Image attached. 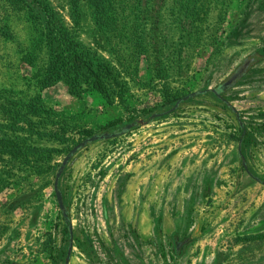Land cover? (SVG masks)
<instances>
[{
    "label": "rangeland",
    "instance_id": "1",
    "mask_svg": "<svg viewBox=\"0 0 264 264\" xmlns=\"http://www.w3.org/2000/svg\"><path fill=\"white\" fill-rule=\"evenodd\" d=\"M45 1L62 24L51 34L56 46L93 62L101 85L75 86L64 61L53 86L28 90L48 111L31 129L9 131L33 155L0 154V264H47L41 252L51 231L64 261L68 236L53 192L59 165L85 138L138 120L147 123L79 151L61 176L68 264H264V186L237 167L224 104L207 93L149 120L174 106L162 105L167 95L215 89L253 52L262 62L223 99L245 116L264 112V0H117V32L98 26L86 0ZM19 19L16 40L28 44L33 29ZM53 51L43 43L35 61L42 72ZM23 84L10 69L0 74V104L22 98ZM250 143L248 167L264 181V141Z\"/></svg>",
    "mask_w": 264,
    "mask_h": 264
},
{
    "label": "trees",
    "instance_id": "2",
    "mask_svg": "<svg viewBox=\"0 0 264 264\" xmlns=\"http://www.w3.org/2000/svg\"><path fill=\"white\" fill-rule=\"evenodd\" d=\"M86 2L95 14L96 23L100 28L117 32V20L120 16L117 0H86ZM0 4V74L5 76L9 69L12 70L17 78L24 81L23 85L27 88L26 91H18V94L23 95L22 98H18L16 101L7 99L0 104V120L4 122V124L0 123V154L8 155L14 159L27 158L36 152V148L23 144L25 142L23 138L16 137L17 141L11 139L9 131L20 133L25 129H31L34 126L32 118H40L48 111L47 106L40 101V95L28 94V90L43 91L47 87L53 86L61 74V70H64L63 66L70 63L72 71L68 81L77 82L75 86L79 85L80 80L84 83L90 82L93 87L101 85L100 71H95L97 66L94 68L93 62L86 61L85 57L81 58L71 55L65 50H59L55 43L56 38L51 34L58 25L62 26V24L56 21L54 15L49 12L45 0H0ZM19 18H23L33 29L28 44L16 40L17 33L14 31V22ZM114 38L117 40L116 37ZM132 39L138 50L137 54H139L144 48L140 40L141 37L135 33ZM117 41L119 44V40ZM43 43L51 45V49L54 50V58L50 62L51 67L42 72L35 61L40 56ZM8 44L12 47L11 50L6 48ZM64 46L65 44H63ZM64 61H68L67 64ZM44 72H47V76L44 75ZM2 92L10 95L15 94L12 88H3ZM177 101L167 95L162 105L175 104ZM118 123L119 120H115L105 128L114 127ZM18 125L23 126L19 127ZM121 129L122 127L107 133L118 132Z\"/></svg>",
    "mask_w": 264,
    "mask_h": 264
},
{
    "label": "flooded vegetation",
    "instance_id": "3",
    "mask_svg": "<svg viewBox=\"0 0 264 264\" xmlns=\"http://www.w3.org/2000/svg\"><path fill=\"white\" fill-rule=\"evenodd\" d=\"M256 54H257V52H253L249 56V58L244 62L243 66H241L240 68L236 69L235 72L228 78V80H226L225 82L220 84L217 88L195 92L194 96L189 97L186 100L182 101L179 104L178 107H180V105H182L183 103L196 98L197 96L204 95V94H207V93L213 94L218 101H220L222 104H224L226 109L233 116V121H234V124H235V126H231L230 135L233 136V140L236 143L235 156H236L237 167L239 166L241 171L244 172L250 179L254 180L255 182H257V183H259L261 185H263L264 181L260 180L256 176H254V174L250 171V169L248 167V160H247V157H246L247 156L246 150L250 147V144H251L250 140L252 138L254 139V137H257V139L264 141V112H261V113H257V112L249 113V115L245 116L244 113L237 111L234 107H232L229 103H227L223 99L224 94L227 91L231 90L235 86V84L237 83L238 80H240L244 76H246L247 72L249 71V69L254 67L253 65L259 64V63L262 62V60H260L259 62L256 61L257 60L256 59L257 58ZM191 94H193V93H191ZM188 95H190V94H188ZM188 95H186V96H188ZM186 96H183V97H186ZM182 98H180V99H182ZM180 99H178V100H180ZM177 108L175 110H177ZM159 114H161V113H159ZM124 126H126V125H124ZM129 131L125 132L124 134H122L120 136H123V135L127 134ZM106 134H111V133L103 132V133L96 134V135H93V136L106 135ZM93 136H90V137H87V138H91ZM117 137H119V136L113 137L111 139H114V138H117ZM87 138H85V139H87ZM104 140H110V139L95 140V141H93L91 143L86 144L85 146H83L82 148L77 150L70 157V159L67 161L66 165L64 166V168H63V170H62V172L60 174L58 183H57V188H58V190H59V192L61 194V197H62V203H63L64 209H65L66 216L63 215V213L61 212V210H60V208L58 206V203H57V199H56V195H55V191H54V181H55V177H56V173L57 172L55 173L54 181H53V192H54V196H55L57 207H58V216L61 218V221H63V224L65 226V232H66V234L68 236V240H67V251L65 253V258H64V261H62L61 260V256L58 255L59 252L55 253V248H53L55 246L54 234H53L52 231L48 233V238L46 239V241L44 243L45 247H47V248H46L45 251L42 250V252H41L42 254H44L46 256V263L47 264H68L69 260H70L71 252H72V249H73L72 226L70 224V212H69L68 207L65 204L64 195H63V193L60 190V179H61V176L63 175L64 171L66 170V167L68 166V164L71 162L72 158L79 151H81L82 149L86 148L90 144H94V143H97L99 141H104ZM82 141H80V142H82ZM79 143H77V144H79ZM60 165H59V167H60ZM59 167H58V169H59ZM58 169H57V171H58ZM189 205L190 204L188 203V206Z\"/></svg>",
    "mask_w": 264,
    "mask_h": 264
},
{
    "label": "water",
    "instance_id": "4",
    "mask_svg": "<svg viewBox=\"0 0 264 264\" xmlns=\"http://www.w3.org/2000/svg\"><path fill=\"white\" fill-rule=\"evenodd\" d=\"M194 95H195V93L190 94V95H188V96H186V97H183L182 99L178 100V101L176 102V104H175L170 110H168V111H166V112H163V113H161V114H153V115L150 116L149 120H152V119H154V118H156V117H158V116H164V115H167V114L173 112V111L179 106V104H180L182 101H184V100H186L187 98L192 97V96H194ZM149 120H148V121H149ZM146 123H147V121H145V120H138V121L132 122V123H130V124H127L126 126H124V127H123L120 131H118V132H114V133L106 134V135L93 136V137H91V138H87V139L83 140L82 142H80L79 144H77L76 146H74V147L69 151V153L67 154V156H66V157L63 159V161H62V163H61V165H60V167H59V169H58V171H57V173H56V177H55V181H54V191H55V195H56L57 203H58V206H59V208H60V210H61V212L63 213L64 216H66V213H65V209H64V206H63V203H62V197H61V194H60V192H59V190H58V188H57V183H58V180H59L60 174H61V172H62L64 166L66 165L67 161L70 159V157H71V156H72L77 150H79L80 148H82L83 146H85V145L88 144V143H91V142H93V141H95V140L111 139V138H113V137L120 136V135L124 134L125 132L129 131L130 129H132V128L136 127V126H139V125H145ZM263 185H264V183H263ZM65 218H66V217H65Z\"/></svg>",
    "mask_w": 264,
    "mask_h": 264
}]
</instances>
